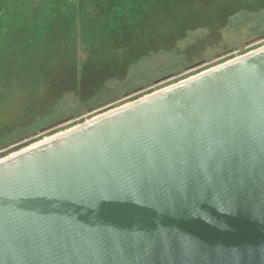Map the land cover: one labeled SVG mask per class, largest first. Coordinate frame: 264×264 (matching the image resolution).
Returning a JSON list of instances; mask_svg holds the SVG:
<instances>
[{"label": "water", "instance_id": "obj_1", "mask_svg": "<svg viewBox=\"0 0 264 264\" xmlns=\"http://www.w3.org/2000/svg\"><path fill=\"white\" fill-rule=\"evenodd\" d=\"M29 140L0 157V264H264V47Z\"/></svg>", "mask_w": 264, "mask_h": 264}, {"label": "rangeland", "instance_id": "obj_2", "mask_svg": "<svg viewBox=\"0 0 264 264\" xmlns=\"http://www.w3.org/2000/svg\"><path fill=\"white\" fill-rule=\"evenodd\" d=\"M219 7L236 15L219 31L216 42L202 49L196 47L210 34L205 28L198 29L190 32L174 50L143 58L132 66L124 81L110 82L94 101L82 105L71 95L60 98L48 117L51 121L25 134L23 137L31 135L33 140L23 147L51 139L157 90L264 47V0H0V137H5L6 128L16 119L20 90L30 87L27 92L34 91L43 86L44 78L57 66L70 67L77 44L79 57L85 58L83 43L87 39H99L101 44L114 47L117 41L129 40L130 32L145 37V28L150 32L149 38L167 43L175 38L174 28L189 21L190 12L214 14ZM255 11L258 12L251 13ZM150 26L158 27L153 31ZM188 47H193L200 56L189 61L184 54ZM107 102L108 106L90 112ZM71 117L72 121L40 134L46 126ZM23 137L0 141V157L20 150V146L10 144Z\"/></svg>", "mask_w": 264, "mask_h": 264}, {"label": "trees", "instance_id": "obj_3", "mask_svg": "<svg viewBox=\"0 0 264 264\" xmlns=\"http://www.w3.org/2000/svg\"><path fill=\"white\" fill-rule=\"evenodd\" d=\"M235 15L221 7L214 14L203 11L190 12L187 16L189 21L184 26L180 24L177 28L175 27L173 32L175 38L169 39L167 43L149 38L150 32H147L149 30L145 28V37L130 32L129 40L117 41V45L114 47L101 44L99 39H87V42L83 43L84 48L86 47L85 58L79 57L77 44L74 62L70 67L57 66L56 70H52L44 78L43 86L39 85L37 89L32 87L34 91L27 92L30 87L20 90V108L15 111L16 119L13 120L11 127L6 128L5 137H0V141L5 143L23 137L40 124L51 121L48 117L51 115L52 108L60 98L67 95H71L82 105L94 101L110 82L124 81L132 66L143 58L151 54L174 50L190 32L207 29L210 34L197 43L196 47L202 49L203 46L213 44L219 38V31L226 28L227 23L229 25V19ZM144 16L146 17L147 13ZM201 19L206 21L199 22L198 20ZM150 27L155 31L158 26ZM96 31L93 30V32ZM184 54L189 60L200 56L194 52L193 47H188ZM33 81H36L35 78Z\"/></svg>", "mask_w": 264, "mask_h": 264}, {"label": "bare ground", "instance_id": "obj_4", "mask_svg": "<svg viewBox=\"0 0 264 264\" xmlns=\"http://www.w3.org/2000/svg\"><path fill=\"white\" fill-rule=\"evenodd\" d=\"M116 110V109H115ZM94 120V119H93ZM88 122V121H87ZM66 132V131H65ZM64 133V132H63ZM63 133H60V134H57V135H54V136H52V138L53 137H56V136H59V135H61V134H63ZM49 138V137H48ZM47 140H49V139H47ZM46 139L45 140H41V141H37V142H35V143H37V144H35V143H33V144H35V145H38V144H40V143H42V142H44V141H47ZM35 145H33V146H35ZM28 147H32V146H28Z\"/></svg>", "mask_w": 264, "mask_h": 264}, {"label": "flooded vegetation", "instance_id": "obj_5", "mask_svg": "<svg viewBox=\"0 0 264 264\" xmlns=\"http://www.w3.org/2000/svg\"><path fill=\"white\" fill-rule=\"evenodd\" d=\"M189 61H190V60H189ZM164 88H165V87H164ZM50 125H53V124H50ZM50 125H49V126H50ZM46 127H48V126H46ZM46 127H45V128H46ZM28 136H31V135H28ZM30 145H31V144H30Z\"/></svg>", "mask_w": 264, "mask_h": 264}]
</instances>
